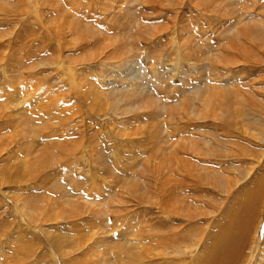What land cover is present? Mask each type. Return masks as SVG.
<instances>
[{
	"label": "rangeland",
	"instance_id": "1",
	"mask_svg": "<svg viewBox=\"0 0 264 264\" xmlns=\"http://www.w3.org/2000/svg\"><path fill=\"white\" fill-rule=\"evenodd\" d=\"M62 63L81 82L92 79L105 98L83 99L63 78ZM35 81L34 95L54 92L67 103V116L77 117L80 109L78 124L69 123V136L61 134V119L49 107L39 117L34 98L26 121L23 115L17 125L0 126V150L16 140L12 151L27 158L19 147L23 134L30 135V121L45 142L79 145L78 132L88 124L92 136L78 150L74 144L71 159L59 158L50 181L22 173L23 185L9 187L14 198L0 205L1 264L20 248L16 236L31 242L24 247H41L26 264H56L51 235L48 240L33 233L19 210L38 227L52 210L58 228L76 239H84V228L95 230L96 245L63 255L59 264H94L102 253L111 257L107 233L125 222L142 228L155 223V230L166 233L165 208L184 217L178 223L183 226L187 214L203 218L197 237L195 230L186 231V243L165 250L167 260L203 255L204 246L212 245L207 237L214 219L234 201L230 193L241 196L260 178L264 182V0H0V104L10 101L6 95L14 85ZM5 154L0 179L8 176ZM261 198L239 264H264ZM71 203H80L78 219ZM56 227L46 225L52 233Z\"/></svg>",
	"mask_w": 264,
	"mask_h": 264
},
{
	"label": "bare ground",
	"instance_id": "2",
	"mask_svg": "<svg viewBox=\"0 0 264 264\" xmlns=\"http://www.w3.org/2000/svg\"><path fill=\"white\" fill-rule=\"evenodd\" d=\"M60 68L62 70V73L64 74L63 78L65 79V77H67L65 80H70L73 86L76 85L80 89L79 91L82 92L83 99H85L84 97H86L87 95L91 97L92 94H96L102 98H105L99 87L93 82L92 79H86L85 82H81L80 80H78V77L73 69L66 67L64 63L60 65ZM18 75L19 74H17L16 76ZM36 83L37 82L35 81L28 86L16 84L14 85V89L12 90V92L10 94L8 92V94L6 95V100L9 98L8 100L10 101H7L6 104H0V126L4 127L8 123L11 124V126L12 124L17 125L23 115L24 121H26V115H32L31 113L27 114L26 111H28L30 103L35 98L36 106H34L32 110L39 117H42L48 113L47 111L42 110H46L49 107L48 111L53 112L55 116L61 119L59 122V128L62 129L60 130V133L65 136H69V132H67L69 130V123L73 122L74 119L79 117L80 109L76 114L77 117L75 116L74 118L73 114L71 115V117L67 116L65 109V105L67 103L65 104L59 96H56L54 94V92L40 91L36 93V95H34L35 92H32L30 89L34 86H37L38 83ZM50 93L52 95H50ZM24 95L27 96L24 97ZM88 120L89 123L94 122L92 118H89ZM73 123L78 124L75 121ZM29 124L31 128H29L30 135L25 137L26 134H23L22 141L25 138L26 139L22 142V144L20 143L21 145L19 147L21 150H23V152H27V158H21L20 154H16L17 151H15V149L17 148L12 151L13 147H11V145L14 144L16 140L7 143V146L0 150V155L2 151L4 153L7 152L8 154H5V156H8V163H6L4 166L5 173L8 174V176L6 178L0 179V205H3L4 200L5 202H9L12 198H14V194L12 192L13 190H10L9 187H21L23 185L24 180L21 179L22 173L26 175L32 173L31 176L33 175V179L38 180L39 177V179L43 183L46 180L50 181V169L54 167V164L58 160H60L59 158L71 159L72 153L74 152V150H72L74 148V144H77L76 150H78L80 149V147H84L86 140L89 144L91 141L90 137L92 135L87 136L88 130H90L92 127L89 124L81 125V127H84L85 129L78 132L83 134L82 142H79L80 146L76 142H45L44 133L36 130L34 128V124L31 121ZM152 135V130H149L148 136L152 137ZM32 137H34L35 139H32ZM69 144H71L72 146H70ZM51 147H53L55 151H52ZM11 153L13 154L12 156L10 155ZM15 154L17 157H15ZM56 154H59L60 156ZM32 155L34 156L33 159ZM49 158L53 163L49 164ZM30 159L32 160L29 162ZM36 166H39L41 169H34L33 167ZM23 177H25V182L33 180L32 178L28 179L26 176ZM262 180L263 179L260 178L257 187L252 188L249 192L246 191V193L244 194L240 192L241 196L240 194H238L239 191L238 193H230L232 196L231 198L234 201L227 203L226 207L222 208L219 214L214 219L215 224L213 227H211L212 231L209 232V236L207 237V240H210V244L208 245H212L211 247L206 245L204 246L205 251L203 255H199L197 253L190 254L189 259L185 256H182L174 264H239L238 256L243 253L247 255L248 253L249 236H251L250 232L254 224L256 223V212L260 210V207L262 205L261 197L264 195V182ZM95 181V178H93L94 183ZM84 205L87 206V204ZM91 206L92 208H94V205ZM167 206L169 208V204H167ZM71 208L73 209V213L75 212V209L77 210L78 215L75 216V219H78V217L81 215L79 212L80 203H71ZM96 209H98V206ZM46 211L47 212L44 215L43 221L40 223V225L45 223V225L42 227H38L36 223L28 221L25 215L20 210L18 211V214L20 212L21 215H19L26 222L28 228L31 229L33 233L39 234L37 236H46L49 240V236L51 235L50 251L56 264H59V261L61 260V257L63 255L70 256L71 254L74 255V253L76 252H83L87 248L89 249V245L91 242L94 243V245L97 244V241L99 239L96 240V237H94L95 235H97L95 230L84 228V239H76L74 237H71V235L65 234L66 232L64 233L60 228H58L61 225H58V218H56L52 214V210L47 209ZM163 214L168 220L165 224H162L163 227H169V230H167L166 233L155 230L157 229L155 223H150L147 227L142 228L134 227L135 224L133 223L128 225L127 222L123 223L122 227L119 229H111L110 231L108 230L109 233L105 232L109 234L108 237L112 241V245L110 246L111 257L108 258L104 253H102L104 257L100 256V254H97V258L94 264H171V261H168L165 257L166 254H168L165 252V250L167 248H175L176 246L174 245H181L182 243H186L189 240V236L186 231L190 232L195 230V237H197V230L199 226L198 224L200 223L198 222V220L202 221L203 218H200L199 216L201 215L196 214V212L187 214L186 218L188 222H186V225L188 226L187 228H190L187 229L186 225L183 226L182 224H178L180 221L184 220V217L182 218L180 214L170 212L167 208L163 210ZM153 222H155V220H153ZM54 224L57 225V231L52 233V231H49L46 228V225H48V227H51ZM169 224L170 226H168ZM130 232H135V234L133 235ZM210 233L212 234L211 236ZM137 237L140 240H135ZM15 239L20 243V248L14 249L10 256L3 258L2 261L4 264H26V258L28 257V259H30L32 255H35L37 253V249L41 248L39 246H37V248L33 246L24 247L26 243L29 244L31 242H26L24 239H22V237L17 236L15 237ZM102 241L103 240H100V242ZM143 241H147L149 245H143ZM192 243H194V245H196L197 247L199 245V241L196 238L192 240ZM26 248L27 250H29L28 255L27 253L23 252L24 250H26ZM159 259H164V261L159 262Z\"/></svg>",
	"mask_w": 264,
	"mask_h": 264
}]
</instances>
